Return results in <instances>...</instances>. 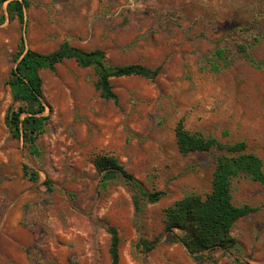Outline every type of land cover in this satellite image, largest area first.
I'll return each instance as SVG.
<instances>
[{
  "label": "rangeland",
  "instance_id": "1",
  "mask_svg": "<svg viewBox=\"0 0 264 264\" xmlns=\"http://www.w3.org/2000/svg\"><path fill=\"white\" fill-rule=\"evenodd\" d=\"M29 2L23 24H0V264H111L109 228L118 235L119 264H197L163 231L164 209L186 194L209 192L223 152L183 155L174 129L182 119L185 129L222 143L243 140L264 171V65L251 66L237 48L245 44L264 61V0ZM1 14L7 17L6 2ZM20 36L39 52L66 40L103 50L112 65L160 72L154 80L111 79L114 103L99 97L91 68L68 60L42 69L47 120L33 155L4 121L17 106L7 80ZM216 48L224 49L227 67L213 60ZM97 156L114 157L139 188L120 177L103 185ZM23 164L36 180L23 176ZM155 192L159 199L148 202L145 195ZM232 200L259 207L264 185L235 179ZM230 234L235 248L215 251L216 264H264V209L238 219Z\"/></svg>",
  "mask_w": 264,
  "mask_h": 264
},
{
  "label": "trees",
  "instance_id": "2",
  "mask_svg": "<svg viewBox=\"0 0 264 264\" xmlns=\"http://www.w3.org/2000/svg\"><path fill=\"white\" fill-rule=\"evenodd\" d=\"M6 2L7 17L0 15V24L5 20L17 19L24 23V8L29 0H0ZM257 40V37H254ZM242 58L251 66L261 67L264 61H256L248 51V46L238 44ZM72 60L80 68H91L95 76L94 88L100 98L117 103V95L110 83L111 79L138 76L154 80L160 68H148L140 64L112 65L105 59L104 51L95 48L83 50L70 45L66 40L60 42L50 52H39L25 47L24 38L20 36L17 45V62L9 72L7 84L14 104L5 114L4 121L10 135L22 140L25 148L33 155L38 154L37 138L43 133L47 116L43 115L42 69L54 70L58 64ZM213 60L222 62L227 67L223 48H216ZM211 67L218 69L212 62ZM175 143L181 154L205 152L217 149L223 153L216 159L212 173L210 190L204 195L189 193L168 205L164 209L163 231L171 235V240L180 244L187 255L197 264H216L213 253L217 250L229 252L235 248V240L230 231L235 222L259 208L248 204L236 205L232 200V183L235 179L246 178L264 185L262 159L247 150L245 141L222 143L212 136L185 129L180 119L174 129ZM95 169L102 173L103 185L107 181L120 177L132 187L139 188L131 174L112 156H97L93 160ZM23 176L34 181L37 174L26 165H22ZM145 195V194H144ZM161 193L145 195L150 203L156 202ZM110 241L108 254L111 264H119V239L114 228L107 230ZM143 243V242H142ZM145 248L149 245L144 243ZM235 264H245L234 259Z\"/></svg>",
  "mask_w": 264,
  "mask_h": 264
}]
</instances>
